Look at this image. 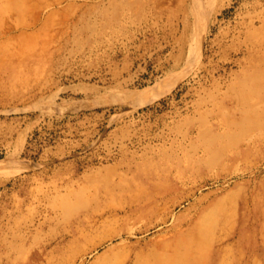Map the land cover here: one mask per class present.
<instances>
[{
    "label": "rangeland",
    "instance_id": "1",
    "mask_svg": "<svg viewBox=\"0 0 264 264\" xmlns=\"http://www.w3.org/2000/svg\"><path fill=\"white\" fill-rule=\"evenodd\" d=\"M166 257L264 264V0H0V264Z\"/></svg>",
    "mask_w": 264,
    "mask_h": 264
},
{
    "label": "bare ground",
    "instance_id": "2",
    "mask_svg": "<svg viewBox=\"0 0 264 264\" xmlns=\"http://www.w3.org/2000/svg\"><path fill=\"white\" fill-rule=\"evenodd\" d=\"M117 236H118V235H117ZM173 261H174V260H172V259L169 258V257H166V259H164L165 264H173Z\"/></svg>",
    "mask_w": 264,
    "mask_h": 264
}]
</instances>
